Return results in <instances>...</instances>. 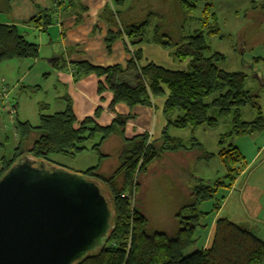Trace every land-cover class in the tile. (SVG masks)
Returning <instances> with one entry per match:
<instances>
[{
    "label": "trees",
    "instance_id": "1",
    "mask_svg": "<svg viewBox=\"0 0 264 264\" xmlns=\"http://www.w3.org/2000/svg\"><path fill=\"white\" fill-rule=\"evenodd\" d=\"M206 1L179 0L178 6L183 16L194 19L198 6ZM125 3L126 0L113 2L114 8L110 14L116 31L108 33L106 48L110 52L113 42L123 39L128 51L130 47L133 48L126 66L95 67L89 63H78L75 66L83 75L95 74L104 78L113 94L112 107L117 104L129 108L151 107L155 102H160L161 112L166 119L162 147L155 148L148 135L125 139L123 129L126 117L118 116L110 126L101 127L95 123L99 113L97 111L95 117L78 122L70 101H67L63 113L41 115L38 127L19 121L15 123L18 144L11 157L1 158L0 177L24 156L51 163L53 156H76L83 153L88 150V142L93 143L89 150L98 154L101 160L103 144L118 135L122 141V151L118 157L119 166L112 174H100L99 165L82 172L100 182L109 193L115 230L104 250L78 264H263L264 242L252 232L223 217L215 221L210 247L189 252L196 242L195 233L200 219L208 215L201 213L199 206L213 200L221 188H230L245 169L244 158L237 147L232 144L223 146V138L220 141L223 147L218 155L227 170L224 179L196 189L193 202L182 207L176 215L179 228L174 235L147 231V218L136 204L140 188L138 174L144 175L149 164L160 154L185 147L181 139L169 135V128L194 132L200 127L215 128L219 118L228 117L232 124L228 136L238 138L261 132L264 129V116L256 101L257 96L247 88L248 75L219 68V62L225 60V56L220 53L205 56L210 50L206 38L219 33L217 16L211 12V4L205 3L204 15L210 13L213 22L204 18L202 25L206 31H196L193 36L182 38L186 43L175 54L179 60L190 58L189 70L173 71L153 62L142 63L144 55L141 45L148 42L146 30L156 15L149 12L142 21L125 23L118 10ZM160 32L162 27L156 26L152 39L155 44L165 48L171 43L178 44ZM38 57V46L27 41L18 27L0 25V65L13 60H36ZM102 90L103 85L99 84V93ZM248 105L256 111V117L251 122L241 119V112ZM133 193L134 205L131 198L122 197L124 194L132 197ZM213 210H219V202L215 201Z\"/></svg>",
    "mask_w": 264,
    "mask_h": 264
},
{
    "label": "crops",
    "instance_id": "2",
    "mask_svg": "<svg viewBox=\"0 0 264 264\" xmlns=\"http://www.w3.org/2000/svg\"><path fill=\"white\" fill-rule=\"evenodd\" d=\"M114 1L64 0L59 4L57 0H0V25L18 27L26 40L39 48V57L36 60L11 61L0 66L1 75H5V70L12 73L11 83L4 76H0V83L6 85L9 90V100L7 102L0 100L3 113L9 114L10 117L15 115L17 121L38 127L41 115L53 116L63 113L67 101H70L78 122L95 117L97 111L99 113L95 123L101 127L110 126L118 116L126 117L123 129L125 139L148 135L149 141L155 145V148L162 147L166 119L161 112L160 102H155L151 107L129 108L124 104L112 107L113 94L104 78H99L95 74L83 75L75 66L78 63H89L95 67L116 65L124 67L131 59L130 51L133 48L130 47L128 51L123 39L115 40L110 52L106 48L108 33L116 31L110 14L114 8ZM125 6L128 7L124 9ZM125 6L118 8L125 23L145 19L147 11L140 15L141 19H138L139 15L130 14L129 0H126ZM148 10V13L152 12V9ZM33 19L35 22H32ZM254 48L253 53H249L247 47L241 51L245 53L244 55L247 54L243 64L251 73H255L254 76L258 78L260 86H263L264 78L261 77L264 76V40ZM15 80L16 83L12 84ZM99 84L103 85L100 93ZM251 85L247 87L249 90L253 87ZM17 88L20 90L19 101L16 102L10 95ZM33 91L35 93H32ZM31 94L35 95V101H29L31 100L29 98H32ZM259 106L262 110L263 107ZM31 120L38 124L32 125ZM168 133L172 138L181 139L185 144L183 135H180L177 129L169 128ZM191 140L193 143L191 148L185 145L177 151L160 154L149 164L145 173V177H151L153 181L159 179L157 182L165 191H168V188L170 191L172 189L178 191L180 197L173 199L177 213L182 207L193 202L194 192L198 187L211 185L199 176L196 163L203 161L209 163V160L216 156L220 159L218 154L223 147L219 142L221 146L215 155L204 151L202 143L195 137ZM91 146H87L88 150L84 152H93L89 150ZM112 146L117 151L118 159L122 151V141L118 135H114L103 144L101 160L97 154L86 164L74 166L72 171L84 172L99 165L100 174L107 175V168L113 158L110 152ZM235 146L244 158L245 169L232 182L230 188H221L217 192L212 203L205 202L199 206V211L208 215L199 221L195 233L196 242L190 253L210 247L215 221L219 217L231 220L264 242V130L256 137L241 138ZM64 157L76 159L75 156ZM53 162L67 167L65 163ZM226 171L225 167V175ZM219 179L221 178L217 180ZM139 184L141 191L142 179ZM215 201L219 202L218 211L213 210ZM177 213L171 214L176 220ZM224 213L226 216H222ZM174 222L176 224L175 220ZM178 228L179 224L174 230L158 232L174 235Z\"/></svg>",
    "mask_w": 264,
    "mask_h": 264
},
{
    "label": "rangeland",
    "instance_id": "3",
    "mask_svg": "<svg viewBox=\"0 0 264 264\" xmlns=\"http://www.w3.org/2000/svg\"><path fill=\"white\" fill-rule=\"evenodd\" d=\"M129 2L130 14L132 16L139 15L138 19H141L139 17L142 13H144V11H147L145 13L146 18L149 11L148 9H152V12L156 15L155 19L146 30V38L148 42L143 43L141 47L144 55L142 63L146 61L153 62L158 66H162L163 68L173 71L189 70L190 58L179 60L176 58L175 54L179 51L181 45L186 43V41L183 42L182 38L193 36L196 31L204 32L205 29L202 25V22L205 20L204 18L209 19V22H213L209 16L210 13L208 15H204L205 3L211 4V12H214L217 16L219 33L218 35H212L206 38L210 50L205 53V56L220 53L225 56V60L219 62V68L227 72H242L248 75L249 78L247 81V87L253 84L251 85L253 86L251 92L253 95H257L256 101L263 107L262 112L264 116V85L260 86L258 78L254 76L255 73H251L250 70L243 64V59L247 54L244 55L245 53L241 52L245 47H247V51L249 53H253L255 50L254 47L264 40V0H207L205 3L198 6L194 19H189L183 16V13L178 6L179 0H129ZM127 7L128 6H125L124 9ZM254 7H256V10H253ZM156 26L162 27V32H160V34H167L173 42L178 44L175 45L171 43L168 48H165L160 44H155L152 39L155 36ZM11 74V71L5 70V75L0 74V76H4L11 83ZM261 78H264V76ZM15 83L16 80L12 81V84ZM19 90L20 88L13 90L10 95L12 100L16 102L17 100L19 101ZM32 93H35V91ZM30 96L32 98H29L31 99L29 101H33L35 95L31 94ZM241 113V119L246 122H251L256 117V111L249 105L246 106ZM17 120V116L13 115L10 117L9 114L3 113L0 106V160L3 156L7 158L11 157L14 148L18 144V137L15 130V123ZM218 120L219 123L215 128L200 127L194 132L189 129L178 131L180 132V135H183L182 137L186 141H184L185 145L188 148H191L193 144L191 138L195 137L198 142L202 143L204 151H208V153L210 152L216 155L221 146L219 145L221 138L225 139V145L230 143L236 145L241 138L252 136L256 137L264 130L263 129L261 132L253 135H246L238 138L229 137L228 135L232 131L231 118L223 117ZM31 121L32 125L38 124V122L34 120ZM90 145L93 144L91 142L86 144V146ZM113 147L114 146L110 149L113 158L107 168V176L112 174L111 172L119 166V162L116 157L117 151ZM96 155L97 154L95 152H83L81 154H77L75 156V160L64 156H53L51 163L55 164L53 161H56L57 163H65L67 166L66 168L72 171V168H75L74 166L77 164H86L89 162L91 157H95ZM209 161V163L204 161L202 163H196V170L199 176L203 178L204 182L206 181V183L213 185L214 181L218 178L224 179L225 167L217 156ZM138 175L139 181L142 179L143 186L142 190L137 194L136 204L138 209L142 211L148 219L147 231L149 233H154L162 230L170 231L177 228V220L173 218L171 214L177 213V211H175V201L173 199L180 197L178 191H174L173 189L170 191L169 188L168 191H165L162 185L157 182L159 179L157 181H153L151 177H145V174ZM209 180H212L211 183ZM101 188L104 195L110 199L109 193L105 187L102 186V184ZM207 202L212 203L213 201L211 200ZM222 216H226V213ZM174 220L176 221V224H174Z\"/></svg>",
    "mask_w": 264,
    "mask_h": 264
},
{
    "label": "water",
    "instance_id": "4",
    "mask_svg": "<svg viewBox=\"0 0 264 264\" xmlns=\"http://www.w3.org/2000/svg\"><path fill=\"white\" fill-rule=\"evenodd\" d=\"M114 230L112 199L82 172L24 156L0 177V264H78Z\"/></svg>",
    "mask_w": 264,
    "mask_h": 264
},
{
    "label": "built area",
    "instance_id": "5",
    "mask_svg": "<svg viewBox=\"0 0 264 264\" xmlns=\"http://www.w3.org/2000/svg\"><path fill=\"white\" fill-rule=\"evenodd\" d=\"M59 4L63 3L64 0H57ZM0 100L7 102L9 100V90L6 85L3 83H0ZM122 197L125 198H131L132 203L134 205L135 202V195L133 193L132 197L129 196L128 194L122 195Z\"/></svg>",
    "mask_w": 264,
    "mask_h": 264
}]
</instances>
